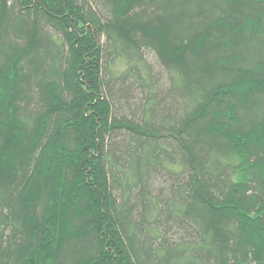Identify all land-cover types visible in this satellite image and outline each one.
<instances>
[{
    "label": "trees",
    "instance_id": "1",
    "mask_svg": "<svg viewBox=\"0 0 264 264\" xmlns=\"http://www.w3.org/2000/svg\"><path fill=\"white\" fill-rule=\"evenodd\" d=\"M0 264H264V0H0Z\"/></svg>",
    "mask_w": 264,
    "mask_h": 264
}]
</instances>
